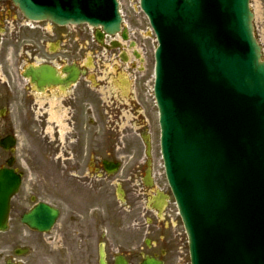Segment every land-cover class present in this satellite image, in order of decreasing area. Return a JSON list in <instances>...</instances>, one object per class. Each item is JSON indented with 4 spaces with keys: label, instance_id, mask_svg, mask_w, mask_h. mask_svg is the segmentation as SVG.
I'll use <instances>...</instances> for the list:
<instances>
[{
    "label": "flooded vegetation",
    "instance_id": "1",
    "mask_svg": "<svg viewBox=\"0 0 264 264\" xmlns=\"http://www.w3.org/2000/svg\"><path fill=\"white\" fill-rule=\"evenodd\" d=\"M148 64L137 37L99 43L88 29L31 21L0 0V174L6 185L21 179L0 264L177 258L172 199L162 210L150 200L165 190L147 146L157 112ZM40 203L57 210L50 229L46 214L23 219Z\"/></svg>",
    "mask_w": 264,
    "mask_h": 264
},
{
    "label": "water",
    "instance_id": "2",
    "mask_svg": "<svg viewBox=\"0 0 264 264\" xmlns=\"http://www.w3.org/2000/svg\"><path fill=\"white\" fill-rule=\"evenodd\" d=\"M15 1L32 19L120 30L117 0ZM142 7L161 42L162 152L192 264H264V61L249 0Z\"/></svg>",
    "mask_w": 264,
    "mask_h": 264
},
{
    "label": "rangeland",
    "instance_id": "3",
    "mask_svg": "<svg viewBox=\"0 0 264 264\" xmlns=\"http://www.w3.org/2000/svg\"><path fill=\"white\" fill-rule=\"evenodd\" d=\"M122 14L124 16L125 26L129 29L130 35L132 36H140L143 40H147V42L151 46L150 54L153 55V49L157 44L156 37L154 32L152 31L149 21L145 14L142 12L139 6V0H120ZM250 5L252 11L254 12V26H255V34L262 46L263 58H264V0H250ZM153 71V70H152ZM158 133L160 135V129L155 125L154 127V141L158 139ZM156 150V158H154L155 164L158 166L156 170L157 176L159 177L161 182H164L165 173L163 167V160L160 152V143L157 141L155 146ZM173 209V215L177 217L178 226L173 227L175 229V233H178V243L180 245L177 251V259L175 262L169 261L166 264H190V256H189V247H188V239L183 227L182 221L180 217L176 214V206L174 204L171 205ZM173 229V230H174Z\"/></svg>",
    "mask_w": 264,
    "mask_h": 264
}]
</instances>
